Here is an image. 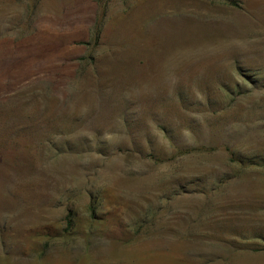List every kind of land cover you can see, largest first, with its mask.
Listing matches in <instances>:
<instances>
[{
    "label": "rangeland",
    "instance_id": "obj_1",
    "mask_svg": "<svg viewBox=\"0 0 264 264\" xmlns=\"http://www.w3.org/2000/svg\"><path fill=\"white\" fill-rule=\"evenodd\" d=\"M0 264H264V0H0Z\"/></svg>",
    "mask_w": 264,
    "mask_h": 264
}]
</instances>
